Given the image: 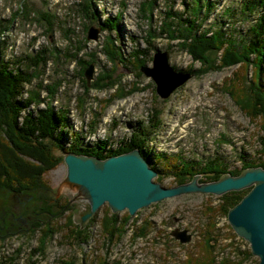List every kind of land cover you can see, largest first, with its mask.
I'll list each match as a JSON object with an SVG mask.
<instances>
[{
	"label": "rangeland",
	"instance_id": "1",
	"mask_svg": "<svg viewBox=\"0 0 264 264\" xmlns=\"http://www.w3.org/2000/svg\"><path fill=\"white\" fill-rule=\"evenodd\" d=\"M78 1L0 0V21L6 24L0 35V58L25 71H36L25 89L39 94L43 101L38 107L49 100L47 88H55L51 105L69 110L66 140L79 132L83 143L106 140L107 156L119 154L110 153L118 139L128 135L131 128L147 124L155 107L159 125L146 140L154 163L144 159L156 175L163 160H157L158 154L196 167L208 160L219 161L226 168L220 175H237L243 162L258 159L261 120L236 102L243 94L239 80L245 73L244 66L211 69L208 60L202 64L182 48L183 39L160 34L165 12L169 9L188 16L189 0H154L147 19L140 10L145 0H92L87 17L77 13ZM207 1L211 9L198 33L214 24L231 34L229 40L235 42L248 35L257 11L242 14L239 7L243 0ZM89 26L99 27L96 40L86 38ZM107 38L114 47L112 56L109 54L111 60L102 50ZM225 45L222 43V49ZM76 47L80 50L72 56ZM217 50L214 56L219 57L221 49ZM155 51H168L174 69L191 74L164 99L156 94L151 78L140 71L141 66H151ZM37 53H45L44 62L36 64ZM206 55L212 58L210 53ZM76 57L92 60L83 69L92 64L88 81L84 74L83 80L78 77ZM262 67L264 84V64ZM253 69L248 64V77ZM91 128L94 130L89 132ZM65 175V164L60 162L41 173L36 189H0V264H258L249 243L227 221L230 207L221 213L220 197L226 192H181L133 213L127 208L113 211L104 202L82 225L74 219H79L86 200L75 188L62 183ZM156 175L153 180L165 187L188 182L194 175H198V183L220 176L207 179L193 173L177 182L170 173L161 180ZM112 214L117 216L113 228L105 220ZM81 229L86 233L79 237ZM174 231H184L189 238L180 241Z\"/></svg>",
	"mask_w": 264,
	"mask_h": 264
},
{
	"label": "trees",
	"instance_id": "2",
	"mask_svg": "<svg viewBox=\"0 0 264 264\" xmlns=\"http://www.w3.org/2000/svg\"><path fill=\"white\" fill-rule=\"evenodd\" d=\"M91 1L79 0L77 13L87 17ZM153 3L154 0H145L140 4L141 15L144 18L150 17L149 13L153 8ZM189 3L186 6L188 16L183 15L182 12H171L169 9L165 12L161 20L160 34L167 33L169 36L172 34L174 37L183 39L181 41L182 48L187 49L192 57L202 64L208 60V67L211 69L231 64H239L240 69L242 65L244 66L245 73L239 80L242 82L240 91L243 94L242 98L237 99L236 102L250 116L260 118L262 135L258 159L243 162L236 172L244 166L259 165L264 168V84L261 82L262 64H264V0H243L239 7L240 12L248 15L257 11L258 15L253 24L249 25L248 35L240 36L239 42L229 40L231 34H229L230 36L227 35L220 26L214 24L198 33L197 31L201 28L200 25L208 16L211 3L207 0H189ZM107 23L110 26L109 21ZM4 29H6V24L0 21V35ZM209 30L211 31L210 35H204ZM222 43L226 44L223 49ZM112 46L110 38H107L102 44V50L110 60L112 54L110 50L114 49ZM217 49H221L219 57L214 56L213 51H218ZM79 50L80 48L76 47V52L71 55L75 56ZM139 51L142 53V50ZM47 52H51L50 48L47 49ZM207 52L211 54L212 58H208L210 56L206 55ZM45 53H37L36 64L45 61ZM75 61L79 65L78 77L82 78L83 69L92 60L84 61L82 58L76 57ZM14 64L0 58V189L6 188L15 192L27 191L28 186H33L32 188L36 189V185L41 184H39L41 173L62 162L61 152L71 151L95 155L100 158L106 157L108 154L106 153L107 147H104L106 140L101 141L102 143H99V140L93 143H83L79 137V132H76L75 136L72 133L74 137H70L69 140L65 139L66 130L70 128L68 123L69 110L65 107L54 108L51 105L55 88H47L49 100L46 101L44 107H38L39 102L43 101L39 94L33 89H25V85L31 82L36 71H34L35 73L28 72ZM248 64H252L254 67L250 77L246 74ZM132 90H135V86ZM121 92V95H125V92ZM229 92L233 94L232 89ZM158 115V110L152 107L148 123L145 125L141 123L131 128L128 135L118 139L116 149L110 150V153H120L137 148L148 162L152 163L153 161L154 163L152 156L149 155L146 140L148 133L154 131L159 125ZM93 130L94 128H91L89 132ZM156 158L157 160L163 159L161 168H156L157 180H161L163 175L169 173L177 182L186 178L189 179L193 173L203 174L207 179H216L225 168V165L214 160H208L206 164L196 167L185 160L169 159V155L158 154ZM246 191L247 189H242L223 194L220 197L221 213L225 214L227 209L233 206ZM116 217L112 214L105 218L112 228ZM85 233L86 229H81L78 233L79 237ZM243 252L248 253L247 250ZM67 264L74 263L69 261Z\"/></svg>",
	"mask_w": 264,
	"mask_h": 264
},
{
	"label": "water",
	"instance_id": "3",
	"mask_svg": "<svg viewBox=\"0 0 264 264\" xmlns=\"http://www.w3.org/2000/svg\"><path fill=\"white\" fill-rule=\"evenodd\" d=\"M99 27L89 26L88 40H96ZM92 64L83 74L88 81L92 75ZM140 71L154 82L159 98L168 97L173 90L184 83L191 74L174 69L169 63L168 51H155L151 66L144 65ZM62 162L66 175L62 181L76 189L78 196L85 199V207L79 219L84 224L98 206L107 202L113 211L127 208L133 213L137 208L181 192H209L222 194L227 191L249 190L227 211V221L233 231L245 239L253 255L258 256V264H264V168L249 166L242 168L237 175L223 173L218 179L197 182L198 175L175 186L165 187L154 181L156 171L137 148L100 158L83 153L64 152ZM180 241L189 235L183 232L172 233Z\"/></svg>",
	"mask_w": 264,
	"mask_h": 264
}]
</instances>
